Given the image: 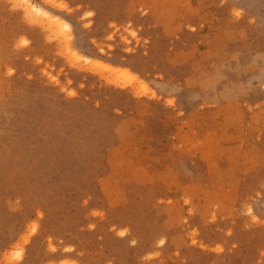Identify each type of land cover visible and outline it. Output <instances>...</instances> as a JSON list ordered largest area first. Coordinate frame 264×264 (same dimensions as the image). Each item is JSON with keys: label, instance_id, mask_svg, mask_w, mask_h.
<instances>
[{"label": "rangeland", "instance_id": "rangeland-1", "mask_svg": "<svg viewBox=\"0 0 264 264\" xmlns=\"http://www.w3.org/2000/svg\"><path fill=\"white\" fill-rule=\"evenodd\" d=\"M29 2L0 0V264H264V0Z\"/></svg>", "mask_w": 264, "mask_h": 264}, {"label": "bare ground", "instance_id": "bare-ground-1", "mask_svg": "<svg viewBox=\"0 0 264 264\" xmlns=\"http://www.w3.org/2000/svg\"><path fill=\"white\" fill-rule=\"evenodd\" d=\"M25 1H27V2H29V0H25ZM29 6H30V8L32 9V10H35V12H38V13H40V14H43V15H46L49 19H50V22H52V21H55V20H58V17L57 16H52L51 14H50V12H48V11H45L42 7H40V6H38L37 4H34V3H30L29 2ZM28 6V7H29ZM30 9V10H31ZM58 24L60 25V28H62V29H65V30H67V29H69V24H67V23H65V22H61V23H59L58 22ZM75 54V53H74ZM86 59H91V58H86ZM91 61V60H90ZM108 65V64H107ZM121 70V69H120Z\"/></svg>", "mask_w": 264, "mask_h": 264}, {"label": "snow or ice", "instance_id": "snow-or-ice-1", "mask_svg": "<svg viewBox=\"0 0 264 264\" xmlns=\"http://www.w3.org/2000/svg\"><path fill=\"white\" fill-rule=\"evenodd\" d=\"M17 6H21V5L18 4ZM87 15H88V16H92L93 13H92V12H88ZM237 15H239V13H237ZM133 34H135V33H133ZM23 43H24V44H27L28 41L25 40V41H23ZM261 76H262V78H264V70H262ZM71 95H75V93H71ZM123 234H124V233H121V235H123ZM160 242L163 243L164 241L161 240ZM17 255H19V253H17Z\"/></svg>", "mask_w": 264, "mask_h": 264}, {"label": "clouds", "instance_id": "clouds-1", "mask_svg": "<svg viewBox=\"0 0 264 264\" xmlns=\"http://www.w3.org/2000/svg\"><path fill=\"white\" fill-rule=\"evenodd\" d=\"M262 86H264V85H262Z\"/></svg>", "mask_w": 264, "mask_h": 264}]
</instances>
